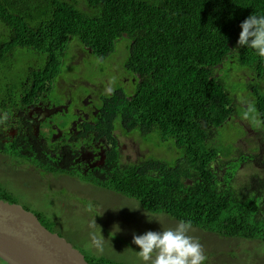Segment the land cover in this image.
<instances>
[{
  "label": "trees",
  "instance_id": "obj_1",
  "mask_svg": "<svg viewBox=\"0 0 264 264\" xmlns=\"http://www.w3.org/2000/svg\"><path fill=\"white\" fill-rule=\"evenodd\" d=\"M252 14H264V0H0L2 102L55 81L66 53L80 43L95 58L92 67L117 86L99 128L109 134L119 125L155 154L128 162L113 149L102 167L80 176L136 200L144 211L264 242V154L247 145L249 132L220 140L233 127L241 131V116L264 135V57L237 44L240 24ZM230 71L234 79L246 72L239 87L227 84ZM17 141L0 145L15 164L24 159L46 172L80 174L45 149ZM174 148L180 155L167 159ZM246 163L262 172L235 186ZM12 194L0 189L2 199Z\"/></svg>",
  "mask_w": 264,
  "mask_h": 264
},
{
  "label": "rangeland",
  "instance_id": "obj_2",
  "mask_svg": "<svg viewBox=\"0 0 264 264\" xmlns=\"http://www.w3.org/2000/svg\"><path fill=\"white\" fill-rule=\"evenodd\" d=\"M70 52L71 62L81 65V67L78 65L73 67L81 70L86 79L92 77V64L95 58L89 59L78 42L71 46ZM113 65L118 66L115 58ZM228 66L230 68V65ZM98 69L100 70V67ZM224 71H227L226 68ZM97 74L102 75L101 71ZM238 74L235 79L231 71L227 74V84L230 87L241 85V81L238 80H241V76L246 72L240 71ZM104 82L105 87L111 85L109 79ZM240 118L244 126L250 127L246 116ZM241 132L233 127L220 140L234 141L239 134L242 135ZM234 134L236 137H233ZM257 134L261 137V133L257 132ZM129 139L123 137L125 142L132 141L131 138ZM136 139L138 141L135 144L130 143L125 148L126 154L132 155L133 160L140 155V152L151 154L147 151L151 147L142 143L141 138L136 137ZM261 139L264 142V135ZM215 143L219 145L217 140ZM238 143L242 146L246 145L243 139H238ZM254 143L256 140L251 139L247 145L252 146ZM179 154V150L174 148L164 156L170 159ZM236 154L241 156L242 152L236 151ZM256 172L262 170L251 163L242 165L236 172L235 186ZM0 180L7 181L5 184L8 185V190L13 192L14 200L36 213L41 212L55 225L53 229L55 232L65 236L90 258H105L124 264H145L138 254L139 246L133 243V236L144 234L149 230L162 231L175 228L181 222L163 213L158 216V213L144 211L132 198L125 196L121 198L115 195L118 193L98 188L75 177L56 176L44 171L38 172L25 164H15L12 158L2 153H0ZM0 185L3 183L0 182ZM116 225H119L120 231H115ZM187 234L202 245L207 257L205 264H264V242L259 240L224 237L194 225L190 226ZM0 264H3L1 259Z\"/></svg>",
  "mask_w": 264,
  "mask_h": 264
},
{
  "label": "flooded vegetation",
  "instance_id": "obj_3",
  "mask_svg": "<svg viewBox=\"0 0 264 264\" xmlns=\"http://www.w3.org/2000/svg\"><path fill=\"white\" fill-rule=\"evenodd\" d=\"M71 55L69 49L64 58L62 72L52 83H47L40 89L36 88L30 95L18 93L20 97L6 104H3L0 95V145L13 144L18 142L17 140L28 141L26 145L31 144L35 152L45 149L48 155L55 156L60 162H68V169L79 171L80 174L73 176L67 172H44L85 181L81 176L91 174L95 169L102 167L107 161L108 152L113 149L122 156L125 155L128 162H136L146 157V154L140 152L134 160L131 159L132 155L126 154L125 148L130 143L135 144L136 137L125 133L121 126L117 125L109 134L99 128L102 123H107L104 112L106 98L116 92V86L105 87L104 80L107 76H98L100 70L96 68H93L92 77L86 79L81 70L73 67L81 65L71 62ZM88 58L90 59L89 56ZM241 131L246 135L249 132L254 137L251 139L256 140L259 152L264 154V142L258 136V131L248 126H244ZM123 137L128 140L131 138L132 141L125 142ZM37 148L41 150H36ZM147 151L151 152L153 149L149 148ZM0 153L8 157L10 155L4 153L3 149ZM22 161V164L29 168L43 172L26 160ZM0 182L3 183L0 189L8 190V185L5 184L7 181ZM85 182L102 188L91 181ZM11 197L14 198L13 194Z\"/></svg>",
  "mask_w": 264,
  "mask_h": 264
},
{
  "label": "water",
  "instance_id": "obj_4",
  "mask_svg": "<svg viewBox=\"0 0 264 264\" xmlns=\"http://www.w3.org/2000/svg\"><path fill=\"white\" fill-rule=\"evenodd\" d=\"M0 258L8 264H93L34 210L0 195Z\"/></svg>",
  "mask_w": 264,
  "mask_h": 264
},
{
  "label": "clouds",
  "instance_id": "obj_5",
  "mask_svg": "<svg viewBox=\"0 0 264 264\" xmlns=\"http://www.w3.org/2000/svg\"><path fill=\"white\" fill-rule=\"evenodd\" d=\"M240 28L238 46H247L264 57V14L250 15L240 24ZM152 155L146 154L144 158ZM190 226V222L181 221L175 228L149 230L134 235L133 243L139 246L138 254L145 264H205L207 257L202 245L187 234ZM115 231H120L119 225L115 226Z\"/></svg>",
  "mask_w": 264,
  "mask_h": 264
}]
</instances>
